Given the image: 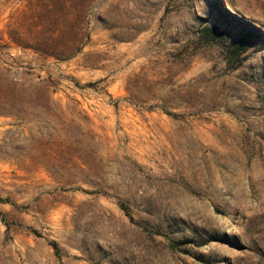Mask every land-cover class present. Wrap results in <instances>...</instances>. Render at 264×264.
Here are the masks:
<instances>
[{
	"label": "rangeland",
	"instance_id": "374dc122",
	"mask_svg": "<svg viewBox=\"0 0 264 264\" xmlns=\"http://www.w3.org/2000/svg\"><path fill=\"white\" fill-rule=\"evenodd\" d=\"M0 264H264V0H0Z\"/></svg>",
	"mask_w": 264,
	"mask_h": 264
},
{
	"label": "trees",
	"instance_id": "16d2710c",
	"mask_svg": "<svg viewBox=\"0 0 264 264\" xmlns=\"http://www.w3.org/2000/svg\"><path fill=\"white\" fill-rule=\"evenodd\" d=\"M249 30H251V28H250V26H246ZM202 33H203V36L205 37V38H207V40H216V39H218V38H220V37H222V33H220V34H217L216 33V28H213V27H204L203 29H202ZM246 36H242V38H240V39H238V41L237 42H235V44H234V46L231 48V54H230V56L232 57V58H238L239 56H240V54L244 51V50H246V48H247V44L244 42V38H245ZM239 60H240V58H239ZM51 244H55V243H51Z\"/></svg>",
	"mask_w": 264,
	"mask_h": 264
}]
</instances>
